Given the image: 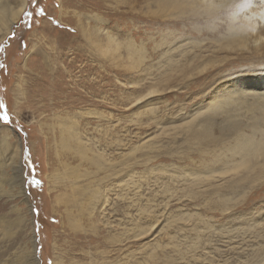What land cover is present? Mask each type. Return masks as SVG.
<instances>
[{
	"label": "rangeland",
	"instance_id": "obj_1",
	"mask_svg": "<svg viewBox=\"0 0 264 264\" xmlns=\"http://www.w3.org/2000/svg\"><path fill=\"white\" fill-rule=\"evenodd\" d=\"M3 2L13 19L26 2L0 34V99L23 129L7 135L40 210L38 264H264V153L235 171L264 135V12L245 15L243 0H44L61 27L29 31V0ZM146 75L163 103L136 113L127 101ZM63 125L84 160L62 153ZM4 192L0 264H13L8 239L23 229L31 249L33 228L16 229L27 205Z\"/></svg>",
	"mask_w": 264,
	"mask_h": 264
},
{
	"label": "snow or ice",
	"instance_id": "obj_2",
	"mask_svg": "<svg viewBox=\"0 0 264 264\" xmlns=\"http://www.w3.org/2000/svg\"><path fill=\"white\" fill-rule=\"evenodd\" d=\"M219 0H186L185 7L190 8H213L218 6ZM44 5V0H29L28 10L24 11L21 20L26 24L29 31L32 30L33 26L41 27V20H48L55 27H61L59 20L52 19L50 14L46 11ZM57 8L60 7L59 4L56 5ZM237 7L239 9H247L248 12L245 15H250L251 12H264V0H243V3H238ZM192 23H204L203 20L194 19ZM75 31V29H70ZM16 39V33L13 32L8 41H6L7 46H11L10 41ZM21 48L27 50L28 44L21 43ZM6 48L0 46V52H5ZM3 65H0L2 68ZM161 81L157 80L155 77L146 75L142 82L137 85L135 91L130 93L131 99L127 101L128 107H134L135 105H140L136 108V113H144L145 110H151L156 105H161L163 101L155 99V97L160 95L159 88ZM225 103H215L208 107L206 111L201 113L200 120L203 124L211 123L217 116L221 115L225 110ZM136 113H131L130 115H135ZM149 118H151V112L148 113ZM8 130H19L18 122L14 119L13 115L10 114V109L4 100L0 99V133ZM23 149L24 145L21 144ZM261 153H264V135L257 136L250 144L246 147L244 158L240 160L239 167L235 170L239 172L241 169L246 168L250 162L256 159ZM23 158V154H22ZM228 175L233 173L229 172ZM29 211L32 214L33 221V243L31 245V250H29V245L23 243L20 240V236L23 234V229L13 233V235L8 239L7 243L9 247L17 252L16 264H33L36 254L43 251V246L37 242V237L39 235L40 229L37 227L36 217H39L40 210L38 208H30ZM51 264V261L48 262Z\"/></svg>",
	"mask_w": 264,
	"mask_h": 264
},
{
	"label": "bare ground",
	"instance_id": "obj_3",
	"mask_svg": "<svg viewBox=\"0 0 264 264\" xmlns=\"http://www.w3.org/2000/svg\"><path fill=\"white\" fill-rule=\"evenodd\" d=\"M4 3L5 2H3V0H0V34L1 33L6 34L7 32H9V30H10L9 27L14 24L15 18L17 16L19 17V15L23 12V10L26 7V5H25L26 2H20L22 4L17 9L20 11L19 15H16V14L12 15L14 17L16 16L13 19V18H9L11 15L8 14L7 7L5 6ZM16 11H13V14ZM8 133H9V130L0 133V170H1V172L3 171L0 175V188L2 187L5 190L4 193L6 195H10V198L15 199L17 197L18 198L20 197L22 202L27 205L25 211L23 209L18 210V208H16V210L18 211V214H17V219L15 220V227H16V229H20L25 221H28V222L30 221L31 223L33 221L32 214L29 211V209L32 208V204H31V199L28 196L26 179L24 178L25 177V170H24V167H23V165L19 159L20 150L18 151V149L17 150L11 149L12 146L8 142V138H9V135H7ZM60 138H61L60 144H61V148L63 150L62 153H64V155H69L73 158H74V156L77 155L78 158L81 159V161L85 159L84 158L85 155L83 153L79 152L80 153L79 154L77 152V148H79L77 145L75 146L76 149L74 148V150H76V151H73L72 147H70V143L72 141L73 142L75 141L74 135H73L72 129H70V126H69V128L65 125L61 126ZM3 168H7L8 172H5ZM59 197L57 198V201L60 199ZM70 203L74 205V203H72V202H70ZM17 211H16V213H17ZM28 213L30 216L28 215ZM27 216H29V217L27 218ZM11 224L12 223L6 224V227H5L6 228L5 231L7 230L6 234H8V232H11L12 228H14V226ZM0 228H1V222H0ZM29 250H31V249H29ZM38 263H39V258L37 257V254H36V257H35V260L33 261V264H38ZM13 264H16V261H14Z\"/></svg>",
	"mask_w": 264,
	"mask_h": 264
}]
</instances>
